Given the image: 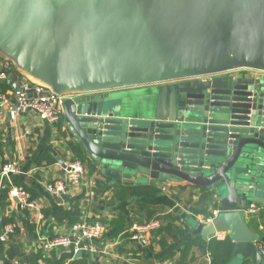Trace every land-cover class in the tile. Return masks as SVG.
I'll return each instance as SVG.
<instances>
[{
    "label": "water",
    "instance_id": "95a60500",
    "mask_svg": "<svg viewBox=\"0 0 264 264\" xmlns=\"http://www.w3.org/2000/svg\"><path fill=\"white\" fill-rule=\"evenodd\" d=\"M69 10L82 21L68 25ZM0 44L19 55L41 44L62 58L52 73L59 94L123 89L64 102L70 132L101 173L117 184L210 188L219 213L190 218L189 236L228 231L234 257L263 261L245 208L264 188V77L219 73L264 69V0H0ZM146 84H157L145 95L149 114L112 105L119 95L140 104L145 89L124 88Z\"/></svg>",
    "mask_w": 264,
    "mask_h": 264
},
{
    "label": "crops",
    "instance_id": "0c3cea01",
    "mask_svg": "<svg viewBox=\"0 0 264 264\" xmlns=\"http://www.w3.org/2000/svg\"><path fill=\"white\" fill-rule=\"evenodd\" d=\"M38 43L40 42L38 41ZM38 46H40V49L31 47V50H26L23 55H19L16 51L0 44V71L2 69V63L8 60L13 65L14 72L12 73H18L17 76H13L12 74L8 79L0 80V91L14 89V87L12 88V84L14 85L20 78L33 83H39L50 90L54 89L52 87L57 84L54 82L52 73L61 71L60 68L65 64L64 60L57 56L52 57L48 55V51L41 44H38ZM41 65L46 68V71L39 70ZM246 72H250L249 74L253 77H264V69L256 68H236L228 70V72H221L219 75L233 74L235 77H240ZM5 84L8 85L6 89L3 88ZM153 86H157V84L125 87L124 89H145L143 91H145L144 95H146L149 93L147 89ZM122 90L113 89L99 91L98 93L89 92V94L82 92H64L61 95L64 96L65 102L66 99L76 98L81 94H86V96L108 95ZM143 91L138 93L139 97L143 96L141 95ZM7 113V109H2L0 112V142L3 143L2 158L6 161L3 164L0 156V235L3 231L2 217L13 218L16 229H19V233L16 234L15 232L14 234L19 249L15 257L8 258L5 251H2V247L7 250L10 241L4 243L5 246L0 241V264H13L16 260L21 261V256L27 258L24 262L26 264H70L75 259L81 257H86L88 264H165L169 261L177 264L176 262L181 255V249L188 238H183L179 241H173L169 238V244L162 247L160 242H158V238L154 237V231L144 239V243L141 242V245L138 242L132 241L130 237L114 236L112 234L114 230L110 226L108 228L106 227L102 237L96 240L98 250L95 252L82 253L76 256L77 254H74L72 249L43 250L40 247L41 238H50L56 234L67 232L71 227L69 220L64 219L62 222H58L51 216L56 211H72L74 209L81 212V220L85 218L88 221L91 219V221L104 220L108 222L116 218L119 213H123L127 216V219H131L135 214V205L131 201L111 204L110 199L113 192L110 190L106 191L100 200H96L97 195L93 191L96 180H105L106 178L101 174L87 175V178L79 186L69 188L67 194L62 197L50 196L45 189L46 182L63 178V162L75 160V156L69 147V142H81L70 132L64 116L59 124L54 125L40 119L35 112L20 114L15 118H12L11 115L8 117ZM85 150L88 157L94 161L86 148ZM44 152L52 155L56 159V162L49 164L44 159L42 164L39 165L38 161ZM12 162L17 164V171L10 175L11 180L23 179L28 188L37 193L36 200L40 205L39 209L32 212L12 210L9 197L6 204L2 206V190L9 185L8 178L2 175V170L6 164ZM141 182L148 183L145 180ZM124 183L136 184L139 182L125 181ZM157 186L162 188V192L155 199L150 200L149 204L158 210V214L160 212L186 214L189 215V218H186L189 224L190 218L194 217L208 222L207 220L209 218L213 220L219 213V199L214 192L213 201L216 206H208V215H194L191 207H195L199 202L202 188L187 183L186 181L158 183ZM163 187H166V190H163ZM256 195L262 197V199L260 201H254L250 197L249 204L245 208V216L250 229L258 235L256 245L259 249V247L264 246V188H257ZM88 197L90 198L89 202L86 201ZM251 203H254L257 207L254 212L248 211ZM46 211L49 213L46 214ZM185 217H181L178 224H184L186 222ZM189 227L191 228L190 224ZM228 235L229 232L225 231L218 233L215 237L224 239ZM193 252L194 259L190 264L210 263L211 256L209 252L202 253L197 247H194ZM244 263L264 264V258L261 263H256L252 257L246 258L245 260L234 257L231 264Z\"/></svg>",
    "mask_w": 264,
    "mask_h": 264
},
{
    "label": "built area",
    "instance_id": "2783aa9c",
    "mask_svg": "<svg viewBox=\"0 0 264 264\" xmlns=\"http://www.w3.org/2000/svg\"><path fill=\"white\" fill-rule=\"evenodd\" d=\"M1 68L0 80H6L12 76L14 70L10 61L5 60ZM15 84L18 85V88L11 89L10 91H0V108L7 109L12 118L20 114L35 112L40 119L51 124L57 125L62 121L65 111L63 95L39 83H33L23 78L18 79ZM62 169L64 172L63 178L46 182L45 189L50 196L62 197L66 195L69 188L79 186L88 175L86 166L78 159L64 161ZM16 171L17 164L15 162L6 164L2 170V175L8 178L10 184V207L12 210L18 212H32L39 209L40 205L38 201L32 197V194L28 190L23 186L12 183L10 175ZM163 190H166V187H163ZM86 201L89 202L90 198L88 197ZM256 208V205L251 203L248 211L254 212ZM207 221H212V218H209ZM161 223L162 221L158 218L144 222H135L129 229L121 233L120 236L129 232L131 240L140 243L142 239H146L151 233L160 228ZM106 227H109V223L106 221L97 220L90 222L84 218L73 224L67 232L56 234L50 238H41L40 247L45 251L72 249L74 254L95 252L98 250L96 240L102 237ZM15 232V223L6 224L3 226L0 241L3 243L9 242ZM259 251L264 258V246L259 247ZM13 264L26 263L16 260ZM165 264H174V262L169 261Z\"/></svg>",
    "mask_w": 264,
    "mask_h": 264
},
{
    "label": "trees",
    "instance_id": "16d2710c",
    "mask_svg": "<svg viewBox=\"0 0 264 264\" xmlns=\"http://www.w3.org/2000/svg\"><path fill=\"white\" fill-rule=\"evenodd\" d=\"M14 72V71H13ZM17 76L18 73L13 74V76ZM4 89L8 88V85L5 84ZM63 119V118H62ZM69 147L71 152L74 154L75 159L80 160L87 168L88 175L92 176L95 174H101V170L98 166L97 162L92 161L81 143H74L72 141L69 142ZM0 156H3V143L0 142ZM46 160L47 163H55L56 159L50 155L48 152H44L38 164L41 165L43 160ZM6 161L2 158V163L4 164ZM104 176V175H103ZM12 183L14 185L23 186L26 190H28L34 199L37 197V193L32 191V189L28 188V186L24 183L23 179H12ZM9 189L5 187L2 190V198L1 204L4 206L9 197ZM112 191L113 195L111 196L110 203L114 204L115 202H134L135 205V214L131 217V219H127V216L123 213H119L116 218L108 221L110 228L114 230L112 233L114 236H119L121 233L126 231L125 229H129L133 223L135 222H144L151 220L153 218H158L162 221L160 228L155 230L154 237L158 238V242H160L162 247H165L169 244V238L173 241H179L183 238H188L185 242L184 246L181 249V255L177 260V264H190L194 259V247L200 249L202 253L209 252L211 256V260L209 264H231L234 260V249L235 243L229 237H225L224 239H219L217 237H212L210 239L204 240L200 236H189L190 227L186 218H189V215L180 214L175 212H160L158 214V210L149 204L150 200L155 199L160 192H162V188L157 185L139 182L136 184H117L114 183L109 178H105V180L97 179L95 187H93V191L96 192V200H100L101 196L106 191ZM214 193L209 188H202L201 196L199 202L195 207H191L192 213L194 215L205 214L208 215V206H216L214 204ZM49 212L46 211V214ZM185 217L184 224H178V221L183 216ZM58 222H62L64 219L69 220L71 226L76 224L81 220V212L72 210V211H63L59 210L51 214ZM96 220L90 219V222H94ZM104 221V220H103ZM1 222L3 226L8 223H14L13 218L11 217H2ZM19 233V229H16V234ZM126 237H130V233L126 232ZM3 243V242H2ZM142 245V243L140 242ZM4 245V243L2 244ZM5 246V245H4ZM18 245L16 243L14 234L11 236L9 247L5 250L2 247V251H5L8 258H13L18 254ZM27 258L21 256V261L25 262ZM70 264H88L86 257H81L75 259ZM245 264V263H244Z\"/></svg>",
    "mask_w": 264,
    "mask_h": 264
},
{
    "label": "rangeland",
    "instance_id": "374dc122",
    "mask_svg": "<svg viewBox=\"0 0 264 264\" xmlns=\"http://www.w3.org/2000/svg\"><path fill=\"white\" fill-rule=\"evenodd\" d=\"M239 3H243V2L240 1ZM173 10H176L179 14L181 13L178 10V7H175ZM63 17H65L66 21L68 22V25H70L72 22H75V21H82L81 18L79 16H76V15H74L70 18V10L66 11L65 15H63ZM170 18H173L174 20L179 21L181 17L176 15V16H171ZM9 25L13 26L14 29H19L21 27V22L19 23L18 20L11 18ZM139 44L142 48L140 54H144V53L149 52V49H145L144 45L141 44V40H140ZM150 50H152V49H150ZM150 53H152V54L155 53L157 55L156 50L152 51ZM152 54H150V55H152ZM109 55L117 56V55H115L114 51H110ZM136 99L141 100L142 102L140 104H138L135 99H131V100L127 99V101H126V99H124L122 96L119 95L118 97H116V99H112L113 100L112 105L115 106V104H117L119 106V108L123 109L126 112L132 113V114H141V115L149 114L150 110L148 108H150V106H148V102L150 101L151 98H148L144 95V97L143 96L142 97H136Z\"/></svg>",
    "mask_w": 264,
    "mask_h": 264
}]
</instances>
